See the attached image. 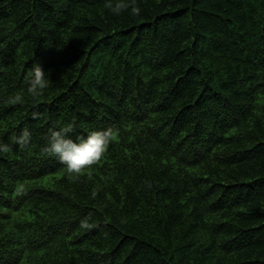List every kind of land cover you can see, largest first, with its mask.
<instances>
[{"label":"trees","instance_id":"obj_1","mask_svg":"<svg viewBox=\"0 0 264 264\" xmlns=\"http://www.w3.org/2000/svg\"><path fill=\"white\" fill-rule=\"evenodd\" d=\"M115 2L0 0V264H264V0ZM73 120L111 132L76 175Z\"/></svg>","mask_w":264,"mask_h":264},{"label":"clouds","instance_id":"obj_2","mask_svg":"<svg viewBox=\"0 0 264 264\" xmlns=\"http://www.w3.org/2000/svg\"><path fill=\"white\" fill-rule=\"evenodd\" d=\"M113 15L128 12L131 16H139L141 8L135 0H116L108 4ZM50 86V73H46L39 62L28 69L27 94L33 98L41 97ZM21 95L9 97V103L21 102ZM38 114H34L36 118ZM111 139L110 131L91 130L86 135L77 134L75 120L64 125H57L48 129L42 151L51 157H56L58 163L65 166L69 174H80L83 169L100 161L106 153ZM31 140V132L25 128L15 139L21 146ZM11 150L7 142L0 141V154H7Z\"/></svg>","mask_w":264,"mask_h":264}]
</instances>
